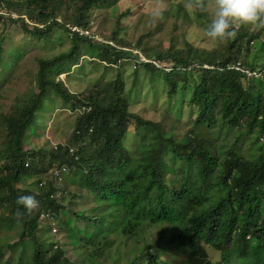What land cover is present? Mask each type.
I'll use <instances>...</instances> for the list:
<instances>
[{"label": "trees", "instance_id": "obj_1", "mask_svg": "<svg viewBox=\"0 0 264 264\" xmlns=\"http://www.w3.org/2000/svg\"><path fill=\"white\" fill-rule=\"evenodd\" d=\"M104 1L81 0L71 7L67 0H0V92L26 55L18 46L5 47V24H19L39 39L57 28L73 46L19 73L22 79L31 78L29 86L10 103L0 100V229L5 232L0 235V264H213L205 260L208 250L219 254L214 264H264V86L256 90L255 84L264 85V74L247 77L233 68L238 62L251 71L264 68V0L231 4L232 9L246 7L250 16L236 21L238 29H217L228 31L218 52L200 51L185 41L183 50L170 39L157 56L172 65L169 71L142 64L146 75L157 72L152 77L162 78L164 73L169 98L186 85L192 89L179 111H166L173 116L172 128L130 111V95L137 91L125 89L121 72L84 92H72L61 79L77 66L63 63L74 55L80 54V64L84 58L100 64L131 59V52H116L105 43L109 39L130 48L119 30L107 40L89 30L94 25L91 8ZM155 1L169 2L168 10L157 12L161 16L187 21L183 3ZM196 1L199 17L209 20L203 13L206 0ZM11 12L18 18L11 19ZM71 28L86 29V35ZM141 44L140 37L135 48ZM89 51L92 54H84ZM141 51L152 53L149 48ZM128 64L137 70L136 82L141 66ZM47 95L64 109L59 119L68 121L64 127L71 131L70 138L55 150L30 152L25 132L36 125L35 114ZM175 124L191 127L179 137ZM228 136L233 137L231 148L225 145ZM57 162L71 170L64 190L71 186L75 199H89L88 214L56 205L50 199L56 191L52 182L35 187ZM32 178L36 180L27 185ZM50 209L59 219L55 236H49L48 225L40 221ZM154 228L155 240L148 239ZM128 242L129 252L117 246ZM67 246L77 253L75 258L68 256Z\"/></svg>", "mask_w": 264, "mask_h": 264}, {"label": "rangeland", "instance_id": "obj_2", "mask_svg": "<svg viewBox=\"0 0 264 264\" xmlns=\"http://www.w3.org/2000/svg\"><path fill=\"white\" fill-rule=\"evenodd\" d=\"M235 1L236 0H208L204 8L205 16L214 23L232 22V20L229 19V16L232 14L231 3ZM173 2L174 4L180 2L186 6L188 12L186 16L187 21L186 19H181V16L175 18L176 15H174L175 17L170 16L167 19L164 16H161L160 13H157L164 9L168 10L169 2L168 4H164L155 0H107L99 5H95V8H91L92 19L90 22L94 25L92 29H89V27L87 29L93 32V34H96V36L98 35L106 40L111 36L113 31L119 30V38H122L126 43H129V47L133 48L131 49L133 52L138 51L143 54L141 50L144 48L152 50V53L147 56L148 58H154L155 55L158 56L159 54L164 53L166 47H168L167 42H169L170 39L174 40L177 48H182L183 50L184 41L200 51L215 50L218 52L222 49V41L223 43L226 42V38H222L228 35V31L225 30L220 32L221 35H219V39L216 35V31L213 33L208 32L207 27H204V20H199L198 17H196L195 14L197 13L198 8L193 0H173ZM77 3H81V0H67V4L71 7L76 6ZM1 8L8 15V11L3 6ZM123 13L127 14L118 19L119 14ZM241 13H247L248 16H250L248 10L239 11L240 19L244 18ZM10 16L11 19L18 18V15L14 12H11ZM24 16L27 18V15ZM59 21H61V17H59ZM117 21H119L118 24ZM234 21H238V17L235 16ZM27 22L31 24L29 21ZM4 26L6 28L4 30L5 36L8 37L5 42V47L14 49L18 46L26 54L20 61V69L16 76L9 82V85L4 87L0 92L1 103L7 104L10 103V99L14 97L16 93L21 94L29 86V80L31 78L24 75V78L22 79L20 78L19 73L24 72L25 74L27 71L36 69L37 63L40 59L53 60L54 58L60 57V55L66 54L73 46L70 39L61 36L63 32L57 28H53L54 32L45 34L39 39L25 33L19 24H5ZM31 27L32 26H28L27 30L32 31ZM233 27L236 28V26ZM236 29H238V26ZM252 29L253 26L250 27V30ZM2 30L3 29L0 28V34ZM76 30L82 33L87 31L86 29L83 31L82 28H76ZM49 37L53 42H47ZM140 37L142 39L141 47L135 48L136 42ZM58 38H60L59 42L57 41ZM84 54L90 55L92 52L89 51ZM80 59L82 58L80 57V54H78L63 60V63L71 62L70 65H77L71 70V73L66 72L65 76H61V79H65L67 86L72 92H75L78 88L79 90L77 91L81 92L89 90L101 80L113 81L118 77V73L121 72L125 89L130 90L131 88L130 92L137 91V94L130 95V111L143 119H157L166 127L170 126L172 128L173 126L171 124L174 122L173 116L169 111H166L168 108L171 109V107H173V110L179 111L184 105L183 103L189 102L190 100L192 89L187 85L183 89L181 88V90H178L172 98L167 96L164 91V86H166L163 78L165 76L164 73H161L162 78H154L152 76L158 74L157 72L146 75L141 66L140 70H138V72H140L138 73L139 80L135 82L137 77L133 72L137 70L133 71L130 64H124L123 69L121 68L117 70L105 68L97 62V60L91 62L88 58H84L80 64ZM89 59H91L90 56ZM67 69L68 68L65 67L66 71ZM79 74L80 76H78ZM105 84L106 83L102 86ZM255 84L258 85L256 90L261 89L264 86L257 81ZM133 85L136 86L132 88ZM189 85L192 84L189 83ZM86 87L88 88L86 89ZM101 88L102 87H99L97 91ZM137 88L140 89L137 90ZM60 109V105L56 100L52 99L50 95L44 97L40 109L35 114L34 123H36V125L29 126L26 130L27 135L24 136L26 145H28L30 149L37 150L44 147L45 153L50 149L49 146L51 145H49V143L52 141L56 143L68 141L71 131H67L64 127V122L68 121L59 119L62 114H65L64 109ZM190 127L191 126L188 124L176 125V135L181 137ZM129 131L132 132L133 127H129ZM129 137L130 135L125 137L124 141ZM232 139L233 137L231 136H228L226 139L225 145L227 148L233 147ZM47 161L48 157L45 156L44 162L46 163ZM167 178L170 180L171 174H168ZM34 180L35 178L29 182L31 183ZM29 182H27V185ZM70 196L72 199L71 210L73 212H85L86 214L90 212L91 203L88 198L85 201L78 198L75 199L73 191L70 192ZM157 232L156 228L150 230L147 238L154 239L152 233L157 234ZM3 234H5L4 230L0 229V235ZM126 244L118 243L117 246L122 252H129L132 248V244L131 242ZM65 249L69 252L68 256H72L73 258L76 257L75 254L77 253L73 252L71 247L67 246ZM207 252L208 258L205 259L206 262L208 260L213 264L218 262L219 254L217 252L211 250H208ZM7 257L8 255L5 256V259ZM77 261L78 260H76V262Z\"/></svg>", "mask_w": 264, "mask_h": 264}, {"label": "clouds", "instance_id": "obj_3", "mask_svg": "<svg viewBox=\"0 0 264 264\" xmlns=\"http://www.w3.org/2000/svg\"><path fill=\"white\" fill-rule=\"evenodd\" d=\"M193 1H194V4L198 8V11H197V13L195 15H196V17H198L199 20H201L202 17H199V12H200L199 7H200V5H199V3L196 0H193ZM207 1L208 0H206V3H207ZM227 1H230V0H227ZM206 3H205V5H206ZM205 5L203 7L204 15H205V11H204ZM243 10H247L246 7H239V9H237V8L232 9V14L229 16V19L232 20V22L214 23L212 20H204L203 19L204 20V27H207V29H208L209 27L212 26L215 30L213 29V30H207V31L211 32V33L216 31V35L219 38V35H221L220 32H223V31H218L217 29L220 28L221 26L226 27L227 25L236 26V28H237V24H236V21H234V18L236 16V17H238V21L243 20L244 18L240 19V17H239L240 16L239 11L241 12ZM201 14H202V12H201ZM241 15L242 16L245 15V18L248 17L247 13H241ZM229 23H231V24H229ZM81 34H85L86 35V33H82V32H81ZM225 38H227V36L223 37L222 39H225ZM105 43L109 47L114 48L116 52L117 51H124V52H128L129 51L132 54L131 59H129V60L122 58V59L115 60L113 62H110V61L102 62L101 65H103L105 68L117 69V70L121 69V68L123 69V65L124 64H128V63L133 62V61H135L137 63V66H139V67L142 66V64H149V65H153L154 67H157L158 69L164 70V71H169L170 68L172 67L171 64L158 61L157 60L158 59L157 55H155L154 58H148L147 56L143 55L142 53H140L138 51H134L133 52L131 49H129L127 47L117 46L113 41H108L107 40V41H105ZM224 44L225 43H223V41H222V46ZM212 51L216 52L215 50H212ZM212 51H208V52H212ZM141 59H142V61H140ZM236 64H241V63L238 62V63H235L234 65H236ZM25 135H27V132H25ZM58 143H56L54 141L49 143V145H51V146H49L50 149H48V150H52V149L55 150L56 149V145ZM40 149H43V151H44V147L40 148ZM40 149H37V150L30 149V152L39 151ZM69 153H73V149L70 148L69 149ZM28 163H29V161H28ZM26 165H28V164H26ZM55 171H57L59 173L58 176H55ZM70 176H71V170L69 169V166L67 165V163H65V162H57L56 164L52 165V167H51V169L49 171V174L43 179V181L41 183H39L37 186H35V187L43 186V184H45L46 181L52 182L53 185L56 188V191L53 194L50 195V199L55 201L56 205H58L60 208L64 207L67 210H69V209L71 210L72 199H71L70 193H68V192H70V190L73 189V188H71V186H69V188L67 190H64V188H63L64 184H66L69 181ZM46 178H49V179H46ZM35 180H36V178H35ZM51 211H53V210H51ZM51 211H46L45 213H43L41 215V217H40V221L44 222V223H46L48 225V229L50 231L49 236H55L56 234H58V226L57 225H58L59 219L55 215V213H57V212H55V211L51 212ZM52 223L54 225H52ZM52 226L55 227V229H56L55 232L52 231Z\"/></svg>", "mask_w": 264, "mask_h": 264}, {"label": "built area", "instance_id": "obj_4", "mask_svg": "<svg viewBox=\"0 0 264 264\" xmlns=\"http://www.w3.org/2000/svg\"><path fill=\"white\" fill-rule=\"evenodd\" d=\"M75 30H76L75 28H71V32L75 31ZM80 34H81V32H80ZM140 61H142V59ZM240 65L241 64H236L233 68L238 70V71L243 72L244 75H246L247 77H253V76H258V75L264 74V68L262 69V71L259 69L251 71V70H248L247 68H242ZM58 175H59V173L57 171H55V176H58ZM52 225H54V224L52 223ZM52 231L53 232L56 231L54 226H52Z\"/></svg>", "mask_w": 264, "mask_h": 264}]
</instances>
